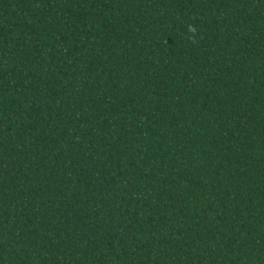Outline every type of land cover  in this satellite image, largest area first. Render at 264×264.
Instances as JSON below:
<instances>
[{
	"label": "trees",
	"instance_id": "obj_1",
	"mask_svg": "<svg viewBox=\"0 0 264 264\" xmlns=\"http://www.w3.org/2000/svg\"><path fill=\"white\" fill-rule=\"evenodd\" d=\"M0 264H264V0H0Z\"/></svg>",
	"mask_w": 264,
	"mask_h": 264
}]
</instances>
